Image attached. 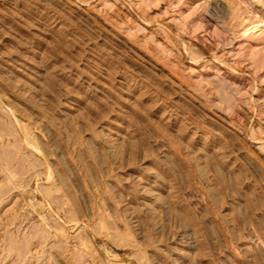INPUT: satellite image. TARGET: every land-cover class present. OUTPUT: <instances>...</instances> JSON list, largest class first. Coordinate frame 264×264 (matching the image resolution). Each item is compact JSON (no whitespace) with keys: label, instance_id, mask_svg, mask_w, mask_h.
I'll list each match as a JSON object with an SVG mask.
<instances>
[{"label":"rangeland","instance_id":"rangeland-1","mask_svg":"<svg viewBox=\"0 0 264 264\" xmlns=\"http://www.w3.org/2000/svg\"><path fill=\"white\" fill-rule=\"evenodd\" d=\"M0 264H264V0H0Z\"/></svg>","mask_w":264,"mask_h":264}]
</instances>
